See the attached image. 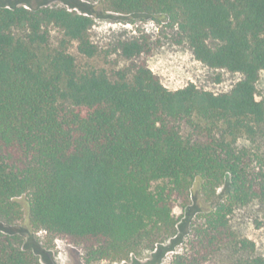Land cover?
Listing matches in <instances>:
<instances>
[{"label": "trees", "instance_id": "obj_1", "mask_svg": "<svg viewBox=\"0 0 264 264\" xmlns=\"http://www.w3.org/2000/svg\"><path fill=\"white\" fill-rule=\"evenodd\" d=\"M99 1L166 19L197 61L243 78L219 95L194 83L170 90L143 38L121 43L131 65L112 79L69 53L76 42L86 58L98 54L87 9L0 3V221L21 220L24 202L34 232L78 247L88 264L123 262L176 236L175 209L188 207L194 182L210 195L229 177L227 203L194 225L171 264H209L225 250L226 264H264L229 221L238 207L264 205V0ZM51 27L63 40L45 53ZM0 264L42 263L19 235L0 232Z\"/></svg>", "mask_w": 264, "mask_h": 264}, {"label": "rangeland", "instance_id": "obj_2", "mask_svg": "<svg viewBox=\"0 0 264 264\" xmlns=\"http://www.w3.org/2000/svg\"><path fill=\"white\" fill-rule=\"evenodd\" d=\"M9 2L16 6L33 8L58 7L78 12L82 11L78 6L87 9L94 20L89 36L98 48V54L95 58H86L79 53L78 44L72 43L69 53L75 57L80 69L105 71L114 79L116 72L131 65L119 51L121 43L145 38L153 50V54L147 59L149 68L170 90L181 89L194 83L202 90L219 95L229 93L243 78L241 74L211 69L197 61L188 44H177L178 29L166 19L118 14L111 11L104 1L99 0H0V3L4 4ZM62 40V32L56 27H51L50 45L44 48V52L51 53L59 49ZM257 93L258 99L264 101V72L260 74ZM239 146L252 148L254 144L243 139ZM230 190L229 177L210 195L203 192L201 182H194L188 207L178 206L175 209L178 221L176 236L160 247L158 252L131 255L123 262L105 260L92 264H171L177 255L186 252L194 225L201 222L208 211L227 203ZM23 212L22 219L12 225L0 221V232L19 235L23 249L34 253L42 264H88L83 261V252L78 247L45 231L31 230L24 202ZM229 221L233 232L239 238L255 243L256 250L252 255L264 257V205L254 203L238 207L229 216ZM231 259L230 251L225 250L209 264H226Z\"/></svg>", "mask_w": 264, "mask_h": 264}]
</instances>
